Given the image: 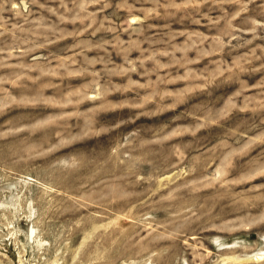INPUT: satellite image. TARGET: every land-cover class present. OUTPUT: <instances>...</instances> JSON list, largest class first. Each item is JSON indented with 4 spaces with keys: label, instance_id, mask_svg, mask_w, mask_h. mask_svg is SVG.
<instances>
[{
    "label": "rangeland",
    "instance_id": "374dc122",
    "mask_svg": "<svg viewBox=\"0 0 264 264\" xmlns=\"http://www.w3.org/2000/svg\"><path fill=\"white\" fill-rule=\"evenodd\" d=\"M0 264H264V0H0Z\"/></svg>",
    "mask_w": 264,
    "mask_h": 264
},
{
    "label": "bare ground",
    "instance_id": "6f19581e",
    "mask_svg": "<svg viewBox=\"0 0 264 264\" xmlns=\"http://www.w3.org/2000/svg\"><path fill=\"white\" fill-rule=\"evenodd\" d=\"M30 234H31V233H30ZM30 234H29V235H30ZM28 239H30L29 236H28Z\"/></svg>",
    "mask_w": 264,
    "mask_h": 264
}]
</instances>
